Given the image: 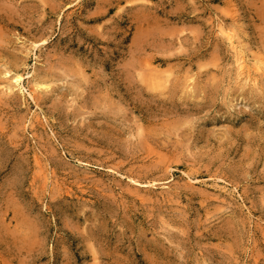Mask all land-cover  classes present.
Wrapping results in <instances>:
<instances>
[{"label":"rangeland","instance_id":"1","mask_svg":"<svg viewBox=\"0 0 264 264\" xmlns=\"http://www.w3.org/2000/svg\"><path fill=\"white\" fill-rule=\"evenodd\" d=\"M263 66L264 0H0V264H264Z\"/></svg>","mask_w":264,"mask_h":264},{"label":"bare ground","instance_id":"2","mask_svg":"<svg viewBox=\"0 0 264 264\" xmlns=\"http://www.w3.org/2000/svg\"><path fill=\"white\" fill-rule=\"evenodd\" d=\"M232 32H233V30H232ZM231 32V33H232ZM231 33H227V38H228V41H229V43L231 44V45H233L234 46V48H237L238 47V42H237V40H235L234 39V36H233V34H231ZM237 51V50H236ZM244 61V59L243 58H241L240 57V59H239V64H240V66H242V64L244 63L243 62ZM256 70H259L260 69V62H257L256 63V68H255ZM262 69L264 70V66L262 67ZM159 76V75H158ZM14 82L16 83V84H19L20 83V81H21V79H22V76L20 75V74H15L14 76ZM157 77V76H156ZM167 78V77H166ZM160 80L157 82L158 83V85L159 86H164L165 85V83H166V79L165 78H159ZM192 80V79H191ZM168 82V81H167ZM189 82H191L190 80H189ZM190 84V83H189ZM47 85H46V83L44 84L43 82H40V83H36L35 84V89H39V88H43L44 90L45 89H47ZM188 87V86H187Z\"/></svg>","mask_w":264,"mask_h":264}]
</instances>
